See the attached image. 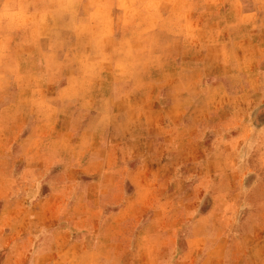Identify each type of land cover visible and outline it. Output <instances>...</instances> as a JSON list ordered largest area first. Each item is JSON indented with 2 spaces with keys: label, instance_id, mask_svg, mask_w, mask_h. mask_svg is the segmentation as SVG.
I'll return each mask as SVG.
<instances>
[{
  "label": "rangeland",
  "instance_id": "obj_1",
  "mask_svg": "<svg viewBox=\"0 0 264 264\" xmlns=\"http://www.w3.org/2000/svg\"><path fill=\"white\" fill-rule=\"evenodd\" d=\"M104 1L0 35V264H264V0Z\"/></svg>",
  "mask_w": 264,
  "mask_h": 264
},
{
  "label": "crops",
  "instance_id": "obj_2",
  "mask_svg": "<svg viewBox=\"0 0 264 264\" xmlns=\"http://www.w3.org/2000/svg\"><path fill=\"white\" fill-rule=\"evenodd\" d=\"M67 2H71L73 6V8H77V12H75V17L77 18V20H81L82 22H85L88 20V12L89 10H97L99 9L102 10L103 5L105 4L104 0H0V35H5V36H15L16 37V45H17V49H20V53H21V62H20V67L23 66L24 61H22V57H23V50H24V41L25 38H28L27 41H29V38L32 37L33 38V42L32 46H30L33 51L35 53L40 54L41 52L44 51V49L42 47H49V46H45V44H47V39H40L41 37V33L39 30V23L40 20H38V12H48L51 11L52 9L49 8L50 6H55V5H60L63 3H67ZM106 4L111 5V11L112 13V17L118 18L119 16V11L117 9L120 0H106ZM96 6V8L94 7ZM62 12V11H60ZM67 13V10H64L62 13L64 14ZM62 15V14H61ZM55 19V17H52ZM63 15L61 17L60 20H63V23L66 20L63 19ZM15 20L16 25H15V29H8V21L9 20ZM45 22H52L53 19H51L50 14H49V18L45 17ZM96 34H93L94 32H84V31H79V32H71L69 33V35H71V38H82V40L85 42V46L80 45V47L83 49L86 53H91V52H98L101 53L102 49L104 48V41L107 40L106 38H108L109 32L105 33L103 31L102 27H97L96 29ZM110 30V29H109ZM113 31L111 32V35L114 36V40H116L115 44L116 47L120 50L123 51V53L127 52V44L131 43V45H129L130 48H128V55L129 57L132 56V60H133V55L135 54V40L133 39V35H129L125 38H120V35H117V33H119L118 29L113 28ZM38 31V32H37ZM61 31V30H59ZM52 34V33H51ZM50 33H46L43 34L44 36H49L51 35ZM55 35V33L53 34ZM63 36V35H62ZM90 37H95L96 38V43H99L98 46H88L87 42L89 41ZM118 39H115V38ZM69 43L65 46H71V41H68ZM147 44V41H146ZM42 45V47H40ZM38 46V47H37ZM64 46V47H65ZM88 47V48H87ZM146 48V46H145ZM81 50V49H80ZM138 53H143L144 55H146L145 53H147V51H140ZM140 54V59L138 61H144V55ZM143 57V58H142ZM96 59H93L92 62H98L99 57H94ZM34 59H36L34 57ZM135 59V56H134ZM143 59V60H142ZM149 59L150 56H149ZM119 60V59H118ZM148 61V59H147ZM36 62V61H34ZM146 62V60H145ZM145 62H143V64L141 66H138L135 62L134 66L127 64L128 67L130 68H134L133 72L131 71L129 74L126 75L124 80H118L115 81L114 84V88L119 92L124 93V88L126 87V85L130 84L131 82H133L136 77V71L138 69H141L142 67H147L144 66ZM149 62V61H148ZM128 63V62H126ZM120 63H118L117 65H119ZM141 67V68H140ZM136 69V71H135ZM140 71V70H139ZM123 81V82H122ZM121 84H124V86H122ZM126 92V90H125ZM194 258L191 259V264H194Z\"/></svg>",
  "mask_w": 264,
  "mask_h": 264
},
{
  "label": "bare ground",
  "instance_id": "obj_3",
  "mask_svg": "<svg viewBox=\"0 0 264 264\" xmlns=\"http://www.w3.org/2000/svg\"><path fill=\"white\" fill-rule=\"evenodd\" d=\"M176 109V108H175ZM100 123V122H99Z\"/></svg>",
  "mask_w": 264,
  "mask_h": 264
}]
</instances>
